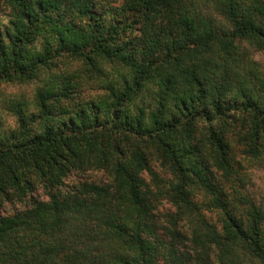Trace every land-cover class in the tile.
I'll return each mask as SVG.
<instances>
[{
	"label": "trees",
	"instance_id": "1",
	"mask_svg": "<svg viewBox=\"0 0 264 264\" xmlns=\"http://www.w3.org/2000/svg\"><path fill=\"white\" fill-rule=\"evenodd\" d=\"M3 8L0 86H38L31 113L12 103L16 127L0 124V264H264L241 178L264 162V72L238 45L264 53V0Z\"/></svg>",
	"mask_w": 264,
	"mask_h": 264
},
{
	"label": "rangeland",
	"instance_id": "2",
	"mask_svg": "<svg viewBox=\"0 0 264 264\" xmlns=\"http://www.w3.org/2000/svg\"><path fill=\"white\" fill-rule=\"evenodd\" d=\"M119 2L114 4H103V9L101 8L100 11H103L109 14V17L113 16V8H118ZM3 12L0 13V23L5 24L8 20V12L9 10L3 8ZM213 15V13H212ZM215 16V15H213ZM215 21L220 23L217 17H215ZM138 37L136 31L131 32L127 35L126 40L129 42L131 39ZM238 45L247 52L249 57L257 64V66L264 72V53L257 49L255 46L246 43V42H239ZM62 65H57L54 71L60 70ZM71 70L75 69L76 65L74 63L71 64ZM38 86L37 81H31L29 83H16V84H3L0 86V124L1 128L5 130L14 129L16 127L15 117L12 115L8 108L11 107L12 103L21 102L23 103L28 112L31 113L32 111V99L33 94ZM91 93V92H90ZM151 169L157 173L159 178L161 179L162 183L160 184L159 190H166L169 180L171 176L169 175V171L160 165L159 161L155 158L152 159L150 162ZM244 169L242 171V192L248 198L252 200V202L260 209L264 211V162L262 160L258 161H250L246 160L243 163ZM88 176L89 174H85ZM84 176V175H83ZM83 176L81 174L72 175L68 180L76 181L78 178L82 179ZM91 177V176H89ZM34 196L40 199L45 200L46 197L43 191L37 187L36 192H34ZM164 198V199H162ZM160 201V214H165V212L171 210V206L166 201L165 197H162ZM22 206L18 204H4L2 210L6 213H11L13 210L21 209ZM211 264H217L215 259L211 260Z\"/></svg>",
	"mask_w": 264,
	"mask_h": 264
}]
</instances>
